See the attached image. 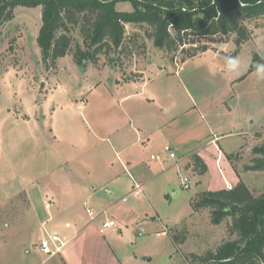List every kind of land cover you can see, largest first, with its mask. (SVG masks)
I'll return each mask as SVG.
<instances>
[{"label":"crops","instance_id":"1","mask_svg":"<svg viewBox=\"0 0 264 264\" xmlns=\"http://www.w3.org/2000/svg\"><path fill=\"white\" fill-rule=\"evenodd\" d=\"M231 43L185 62L178 57L175 63L148 61L135 66V76L128 80L116 65L103 68L117 81L110 79L109 94L97 86L94 98L80 110L77 106L89 128L82 129L86 138L71 142L63 166L43 173L52 220L66 215L72 220L59 221L54 233L67 242L58 256L63 264H152L155 257L173 264L177 244L160 203L166 199L167 208L173 204L174 176L185 172L191 183L196 177V194L240 182L226 156L239 152L263 126L257 125L254 111L239 106L264 79L255 70L248 73L252 61L239 75L227 71V55L221 53L229 52ZM51 137L67 138L54 132ZM233 138L240 140L235 147L227 142ZM195 155L207 166L203 174L193 165L185 167ZM127 197L135 201L126 204ZM107 220H115L118 229L103 231Z\"/></svg>","mask_w":264,"mask_h":264},{"label":"rangeland","instance_id":"2","mask_svg":"<svg viewBox=\"0 0 264 264\" xmlns=\"http://www.w3.org/2000/svg\"><path fill=\"white\" fill-rule=\"evenodd\" d=\"M116 9L120 12L133 11L131 3L126 1L118 2ZM41 24L40 7H18L14 19L5 25L0 36V264H63L60 257L49 258L38 249L40 238L54 234L59 221L63 224L72 221L68 215L52 220L48 212L52 207L47 206L46 209V204L51 202L43 196V173L58 165L63 166L71 142L86 138L82 129L89 128L83 123L81 114L76 112L77 106L81 109L85 105L83 102L94 98L97 86L102 85L103 92L109 94L112 91L111 80L117 81L103 69L116 64L100 66L88 63L79 66L72 54L61 58L54 66H45L38 46ZM246 25L250 40L236 55L243 62L241 71L244 64L253 63L257 40L260 41L261 51H264V16L248 20ZM126 29L130 38L126 53H122L121 57L114 55L120 58L116 66L124 80L135 76V66L147 65L148 61L155 63L166 58L169 63H175V59L171 61L172 55L157 49L147 38L145 31L148 27L128 25ZM73 37L75 43L82 44V37L77 31L73 32ZM232 39L234 35L214 37L211 41L202 40L200 43L205 44L208 50L217 51L225 49ZM229 49V52L221 54L229 56L234 52L236 46L233 41ZM131 52L138 56L126 57ZM184 56L178 53L179 59ZM104 62L103 59L101 64ZM247 82L251 84L253 78ZM245 97L239 109L254 111L257 125L260 123L263 126L246 139L245 145L232 160L226 159L233 165L240 182L258 196L264 192V172L250 171L249 168L258 158L255 151L264 145V82ZM52 132L67 138L55 140L51 137ZM237 141L240 142L233 138L227 142L235 147ZM191 165L200 173L201 166L194 162H187L186 169H190ZM187 175L182 172L180 177L174 176V194L169 192L173 200L171 207L167 208L166 199L159 204L165 210L164 217H169L168 223L173 226L169 234L173 240L177 238L173 264H192L191 254L215 251L236 238L228 235L230 221L215 225L208 209L197 213L193 211L190 201L198 191L196 177L188 190L177 184ZM126 199V204L135 201L133 197ZM163 262L162 257H155L152 264Z\"/></svg>","mask_w":264,"mask_h":264},{"label":"trees","instance_id":"3","mask_svg":"<svg viewBox=\"0 0 264 264\" xmlns=\"http://www.w3.org/2000/svg\"><path fill=\"white\" fill-rule=\"evenodd\" d=\"M122 1L130 2L133 11H118L116 4ZM18 7L41 8L38 46L42 62L48 67L70 54L79 66L119 65L130 39L128 25L148 27L147 38L157 49L172 55L171 61L179 52L185 54L180 59L185 62L208 51L202 40L233 35L236 49L229 56H236L250 40L246 22L264 16V0H0V36ZM75 31L82 37V44L75 43ZM128 56L138 54L131 52ZM257 62L264 63V56L258 52L253 54L248 73ZM234 155L226 158L230 160ZM255 155L258 158L249 170L264 172V145ZM192 160L201 166L200 174L206 172L199 156ZM191 206L195 213L208 209L215 225L230 221L228 235L236 237L215 251L191 254L192 264H264V192L255 196L239 182L232 189L198 193ZM174 241L177 243V238Z\"/></svg>","mask_w":264,"mask_h":264},{"label":"built area","instance_id":"4","mask_svg":"<svg viewBox=\"0 0 264 264\" xmlns=\"http://www.w3.org/2000/svg\"><path fill=\"white\" fill-rule=\"evenodd\" d=\"M84 103L85 102H83V104ZM170 157L176 158V155L174 153H171ZM190 186H191L190 178L184 177L183 182H182V188L185 190H188ZM139 189H140V186H137V188L134 190V193L136 195L138 194L137 190ZM47 206L48 208L53 207V203H50ZM87 212L92 218H95V213L91 209L87 208ZM66 227H70V225L66 224ZM139 228H140L141 233L144 232V228L142 226H140ZM117 229H118V223L115 220H107L106 222H103L102 224L103 231L117 230ZM66 244L67 242L63 240L58 234H52L50 236L40 238L38 242V249L43 255L48 256L49 258H53L61 254Z\"/></svg>","mask_w":264,"mask_h":264},{"label":"clouds","instance_id":"5","mask_svg":"<svg viewBox=\"0 0 264 264\" xmlns=\"http://www.w3.org/2000/svg\"><path fill=\"white\" fill-rule=\"evenodd\" d=\"M257 46L258 54L264 56V51H261L259 40H257ZM225 64L228 72L232 73L233 75H239L243 62L239 56H226ZM254 67L257 77L264 79V63L257 62Z\"/></svg>","mask_w":264,"mask_h":264}]
</instances>
